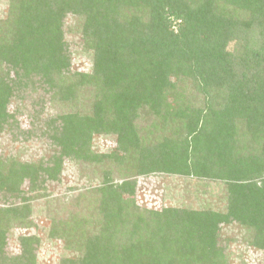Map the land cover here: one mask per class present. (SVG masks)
Instances as JSON below:
<instances>
[{
    "label": "trees",
    "instance_id": "16d2710c",
    "mask_svg": "<svg viewBox=\"0 0 264 264\" xmlns=\"http://www.w3.org/2000/svg\"><path fill=\"white\" fill-rule=\"evenodd\" d=\"M6 1L0 131L41 88L48 109L37 118L52 154L0 158V196L14 201L0 204V264H37L56 240L59 264H264V0ZM66 24L88 72L74 68ZM96 135L115 147L97 151ZM65 160L85 188L71 189L65 221L53 218L43 239L18 236L11 255V234L37 229L32 202L48 182L62 184ZM152 176L170 180L160 208L136 201ZM211 184H223V210L204 200ZM172 191L183 198L170 205ZM232 224L248 245L223 236Z\"/></svg>",
    "mask_w": 264,
    "mask_h": 264
},
{
    "label": "rangeland",
    "instance_id": "374dc122",
    "mask_svg": "<svg viewBox=\"0 0 264 264\" xmlns=\"http://www.w3.org/2000/svg\"><path fill=\"white\" fill-rule=\"evenodd\" d=\"M7 11V1L0 0V17L6 16ZM66 22L69 23V20H66ZM67 25L68 24H66L65 26L66 40L67 44L69 43V49L70 53H72V58L75 59L73 64L74 68L81 69L82 72H88L90 69V60L86 59L83 55V40L78 33L67 32ZM27 92L31 93L29 95V98L27 99V104L25 102H20L17 104L18 106L22 107L25 103L26 107H22V114L16 117L15 121H10V125L6 127L2 132L0 131V158H3V160L7 157H16L23 162H34L42 159L47 160L52 154L50 151V144L48 143L46 138L42 137L41 135L40 128L42 126L44 127L41 122L42 120L40 121L37 118L38 114L42 112L43 108H45L44 112H47L48 109V105L46 103L43 105V90L41 88H38L37 92ZM39 101L42 107L41 105H35V102L37 103ZM16 107V105L12 104V106L9 107V111L12 112ZM151 121L152 120H149V118L146 117L145 113L142 119L138 121L141 130L144 131V127L150 124ZM92 144L97 151L103 152V150L109 146V148L115 147L116 142L113 138H106V136L96 135L93 137ZM52 149L54 148L52 147ZM54 150H56V148ZM73 166L76 165L65 160L62 174L63 178H61L62 184L57 185L53 182H48L46 184L47 190L38 191L37 195L41 196L36 198L32 202V204L35 206V213L32 215V219L36 223L37 229L14 231L13 234H11L9 240V251L11 255H17L19 253V247L17 245L18 236L29 233H37L43 239V232L47 231L53 218L62 219V221L66 220L68 215L64 213V202L68 203V201L73 199L74 195H76L72 193L71 189L75 188L79 183H81V187L83 184V190L88 181V178H84L83 180L78 178L79 175L78 173L76 174V170ZM169 181L170 180L166 179L165 177L156 176H152L147 179L141 178L139 180V188L136 196L138 205L150 208H160L162 204L167 205L164 201H162L161 197L164 191L163 187L168 185V183H170ZM173 184L177 186V188L182 187L180 182L175 181ZM214 187V194H212V190L214 189ZM22 189L24 190L25 197L34 195L33 193H29L28 184H25V187H23ZM223 189V184L219 186L211 184V188L206 191V198L204 200H207L211 205V208L214 210H223V208H225L227 204L226 200L223 198ZM177 190L181 191L179 189ZM178 191H175V194H172L173 191L171 192L172 199L168 200V203H170V205L174 204L176 201L178 202L179 200H182L183 197L180 196L181 192L179 193ZM158 199L161 200L159 201ZM17 200L18 203H21V199ZM48 200L51 201V203H49L50 212L39 213L38 206L44 205L45 203L47 204ZM53 201L55 202L53 203ZM11 202L14 201L10 199L4 202V200L0 196V204H9ZM198 206L199 205L195 207ZM243 230L244 229H242L239 225L232 224L231 226H228V228H225L222 234L225 237H233L239 240L241 243L243 242L244 244L248 245V241L243 239V236L245 234ZM49 242L50 241H45L44 245H42V247L36 252L37 264H59L63 253V243L59 240H56L53 246H48L50 244ZM254 254L255 253H252V251L249 253V255L255 257ZM248 259L251 264H258L257 261L252 263V259ZM230 264L238 263L231 262Z\"/></svg>",
    "mask_w": 264,
    "mask_h": 264
}]
</instances>
